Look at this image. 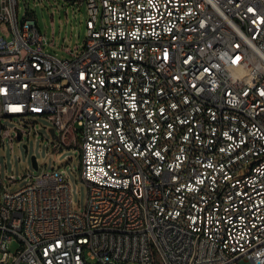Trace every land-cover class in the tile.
I'll return each instance as SVG.
<instances>
[{
    "label": "built area",
    "instance_id": "2783aa9c",
    "mask_svg": "<svg viewBox=\"0 0 264 264\" xmlns=\"http://www.w3.org/2000/svg\"><path fill=\"white\" fill-rule=\"evenodd\" d=\"M83 3L60 58L0 0V148L46 118L87 185L76 210L58 168L12 192L0 164V264H264V0Z\"/></svg>",
    "mask_w": 264,
    "mask_h": 264
},
{
    "label": "rangeland",
    "instance_id": "374dc122",
    "mask_svg": "<svg viewBox=\"0 0 264 264\" xmlns=\"http://www.w3.org/2000/svg\"><path fill=\"white\" fill-rule=\"evenodd\" d=\"M80 1L78 0L75 4L71 0H18L17 8L20 20L27 12L37 19L39 28L48 38L45 46L49 53L60 58H69L72 52H80L83 49L88 36L87 3L81 5ZM2 121L12 129V135L14 127L21 122L17 117L5 118ZM37 121L35 125L37 133L26 135L23 139L15 138L13 144L8 137L5 146L0 148V164L4 181H8L11 174H15V183H8L7 186L12 191H16L28 183V179L25 178L27 173L37 174L42 169L51 170L56 167L71 183L76 210H83L87 185L80 177V148L66 146L61 150L54 149V144L58 143L59 139H55L51 133V121L46 118H39ZM33 156H36L39 167L34 166ZM20 247L21 241L17 237H14L8 245V249L12 252H16Z\"/></svg>",
    "mask_w": 264,
    "mask_h": 264
},
{
    "label": "bare ground",
    "instance_id": "6f19581e",
    "mask_svg": "<svg viewBox=\"0 0 264 264\" xmlns=\"http://www.w3.org/2000/svg\"><path fill=\"white\" fill-rule=\"evenodd\" d=\"M5 118L12 119V116L10 113H0V121H2V119H5ZM3 128H8V127L5 124H3ZM2 137H3V146H5L6 138L9 137L11 139V131H9V129H2ZM4 179H3V184L7 186L8 183H15L16 176L11 175L8 178V181H6L7 183L4 181ZM23 187H25V185ZM27 189H28V192H37V184H35L34 182H28ZM12 192H19V189L16 191H12ZM27 218H34V210H27Z\"/></svg>",
    "mask_w": 264,
    "mask_h": 264
},
{
    "label": "water",
    "instance_id": "95a60500",
    "mask_svg": "<svg viewBox=\"0 0 264 264\" xmlns=\"http://www.w3.org/2000/svg\"><path fill=\"white\" fill-rule=\"evenodd\" d=\"M51 133H52V135H53L54 137H56V132H55V129H54V128L51 129ZM19 138H20V137H19ZM26 147H27V146H26ZM32 159H33L34 166H35V167H38V163H37V158H36V156H33Z\"/></svg>",
    "mask_w": 264,
    "mask_h": 264
},
{
    "label": "crops",
    "instance_id": "0c3cea01",
    "mask_svg": "<svg viewBox=\"0 0 264 264\" xmlns=\"http://www.w3.org/2000/svg\"><path fill=\"white\" fill-rule=\"evenodd\" d=\"M31 15V14H30ZM31 16H33V15H31Z\"/></svg>",
    "mask_w": 264,
    "mask_h": 264
}]
</instances>
